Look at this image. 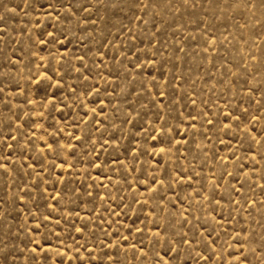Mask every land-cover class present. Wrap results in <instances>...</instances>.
<instances>
[{
  "label": "rangeland",
  "instance_id": "obj_1",
  "mask_svg": "<svg viewBox=\"0 0 264 264\" xmlns=\"http://www.w3.org/2000/svg\"><path fill=\"white\" fill-rule=\"evenodd\" d=\"M0 264H264V0H0Z\"/></svg>",
  "mask_w": 264,
  "mask_h": 264
}]
</instances>
